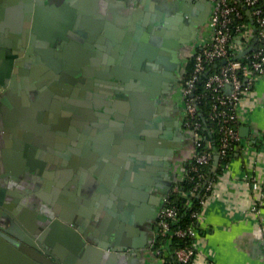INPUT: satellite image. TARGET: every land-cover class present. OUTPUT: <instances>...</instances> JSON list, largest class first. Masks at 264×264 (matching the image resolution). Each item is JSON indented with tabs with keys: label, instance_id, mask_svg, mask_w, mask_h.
I'll return each instance as SVG.
<instances>
[{
	"label": "crops",
	"instance_id": "crops-1",
	"mask_svg": "<svg viewBox=\"0 0 264 264\" xmlns=\"http://www.w3.org/2000/svg\"><path fill=\"white\" fill-rule=\"evenodd\" d=\"M18 1L11 0L13 3L7 6L0 2V26H7V32L12 29L7 23L12 22ZM91 5L97 18L114 20L126 35L133 34L142 23L143 16L136 18L140 11L150 15L149 25L158 29L166 25L167 29L177 31L179 38L169 39L167 46L160 48L157 56L163 62H154L160 72L175 78H169L171 85L154 102L149 122L154 124L159 118L157 124L161 126L145 129L148 135L136 136L137 125L128 128L134 118L114 108L108 118L98 120L100 131L94 127L96 142L89 141V135L81 131L80 140L71 138V132L67 135L68 143L58 140L50 128L60 119L68 122L69 127L77 116L72 110L79 108H65L67 104L71 106L66 99L82 104H88V99L72 98L69 88L55 87L64 95L59 94L58 113H50L51 117L50 75L57 72L51 66L33 67L27 83L20 81L18 74L14 86L4 90L5 101L0 102V194H6L3 201L10 205L7 214L14 215L12 210H18L16 217H30L34 228L45 225L49 217H63L85 230L86 249L80 250L60 242L54 233L55 244L61 245L69 256L68 264H165L152 252L151 245L164 200L184 178L197 154L192 135L184 126L181 82L197 45L209 37L212 5L200 0H93ZM5 35L0 29V52L7 42V50L12 54ZM44 53L33 48L31 56ZM67 92L71 94L65 95ZM126 102L131 114L133 103L129 99ZM239 114L241 149L213 183L200 224L197 253L201 264H264V205L259 212L252 211L257 195L245 180V174L254 171L264 196V77L258 78L242 100ZM114 115L124 119H115ZM80 117L86 123L89 114ZM28 129L44 133L28 138ZM132 140L136 148L152 152L127 151L126 145ZM99 146L102 154L93 150ZM125 191L129 192V199L120 196ZM2 251L0 258L7 259ZM31 260L25 264H44Z\"/></svg>",
	"mask_w": 264,
	"mask_h": 264
},
{
	"label": "water",
	"instance_id": "water-1",
	"mask_svg": "<svg viewBox=\"0 0 264 264\" xmlns=\"http://www.w3.org/2000/svg\"><path fill=\"white\" fill-rule=\"evenodd\" d=\"M179 1L183 0H176V2ZM200 1L209 3L208 0ZM0 2H4V6L13 3L11 0H0ZM91 2L93 0H19L17 2L19 7H15L16 12L11 16L13 20L7 23L12 29L7 32V26H0L13 50L10 54L7 50V42H4V47L1 48L0 61L4 64H0V102L5 101L4 90L14 86L13 82L15 83L18 79V74L22 78L20 81L27 83L32 73L31 68L51 66L57 74L50 75L53 77V84L50 85L53 101L48 109V115L52 117L50 113H58L57 101L61 100L59 94L64 95L55 87L69 88L73 93L67 92L65 95L71 94L72 98L85 96L88 99V104L66 99L71 106L67 104L65 108L72 110L74 106H79L78 109L72 110L78 117L74 116L76 122L70 123L72 128L70 125L68 127V122L64 119H60L59 123L50 128V132L58 135V140L68 143L69 132H71V138L80 140L79 131H81L86 136L89 135L87 137L89 141L96 142L93 138L96 131L94 127L100 131L101 124L98 120L108 118V114L113 113L114 108L134 118V121L130 120L128 128L131 130L132 124L137 125L134 130L136 136L148 135L145 129L161 126L157 124L160 121L159 118L154 124L149 122L152 119V111L155 109L154 102L165 88L171 85L167 82L169 78L175 79L173 75L167 72L162 74L157 69L155 63L163 62V58L157 55L161 47L167 46L169 39L179 38L177 31L167 29L165 24L164 28L160 29L149 25L150 15L140 11L136 18L143 16L142 23L137 25L133 34L126 35L125 30L114 20L97 18V14L91 11ZM244 9L247 15L251 16V10L246 7ZM9 12H7L8 17H10ZM156 25L158 26L159 23ZM254 29L256 32L255 27ZM255 43L256 39L251 48ZM33 48L40 49V52L46 54H39L38 57L31 56ZM4 51L7 54H2ZM249 51L251 49H247L236 58L243 57ZM222 63H226V60ZM162 66L164 69L167 68L166 63ZM217 67L218 65L214 66V68ZM127 99L133 103L131 114L128 113ZM102 104L104 107L101 108ZM81 107H88V110ZM88 114V120L82 123L84 117L80 116ZM114 118L124 119L119 115H114ZM141 119H146L148 122H143ZM28 132L31 134L27 136L28 138L44 133L33 129H28ZM167 136L169 137V134ZM140 144L143 145V143ZM135 145L132 140L129 146L126 145V150L152 152L143 147L138 149ZM50 146L52 147V144ZM93 150L102 154L100 146ZM219 164L220 156L216 152L214 163L209 170L208 181L217 174ZM82 169L85 170L84 165ZM120 196L129 199V192L125 191ZM5 197L6 194L2 192L0 194V249H3L2 252L5 255L7 254V259L0 258V264H25L28 261L31 262V258L44 264H68L69 256L60 247L61 245L55 244L56 240L52 238L55 232L60 242L70 243L76 250L85 248L84 240L87 233L77 224L74 225L63 217H49L45 225L34 228L31 225L33 219L30 217L20 219L16 217L18 210H12L15 216L11 213L7 214V208H10V205L4 203ZM115 250L113 252H116Z\"/></svg>",
	"mask_w": 264,
	"mask_h": 264
},
{
	"label": "built area",
	"instance_id": "built-area-1",
	"mask_svg": "<svg viewBox=\"0 0 264 264\" xmlns=\"http://www.w3.org/2000/svg\"><path fill=\"white\" fill-rule=\"evenodd\" d=\"M212 4L209 20V37L202 40L193 54L194 73L181 87L184 126L194 140L197 154L190 163V171L195 174V186L186 192L174 186L173 191L188 201L196 196L203 183L207 184L209 169L214 163L215 153L220 156L219 168L225 171L228 153L241 149L238 126L240 124L239 109L242 100L252 90L258 78L264 77V48L255 46L251 53L236 58L253 44L256 38L264 41V0H237L242 2L243 10L231 0H208ZM251 10L249 18L256 21L258 28L246 22L245 9ZM245 11V12H244ZM257 39V41L259 40ZM226 60V63H222ZM218 65L217 68H214ZM207 74L206 76H204ZM206 77L202 80V77ZM184 77V76H183ZM203 82L205 92L195 96L198 82ZM211 98L209 119L214 121L219 135V150L213 151L211 145L204 144L205 125L199 119V105L203 100ZM208 169V173H207ZM188 171V170H187ZM189 172L186 173V175ZM185 175V176H186ZM184 176V178H185ZM218 175H216L217 179ZM182 178L179 182L184 180ZM213 179V178H212ZM194 180V178H191ZM245 180L251 184L257 202L252 211L259 212L264 205L261 184L255 172L245 174ZM175 184V185H176ZM213 190V183L208 186L207 193L200 196V210L193 212L191 221L178 227L180 210L167 204L164 200L158 214L157 229L151 245L152 252L166 264L164 256L172 246L174 238L189 240L186 245L172 251V256L179 264H201L198 262L197 242L200 224ZM165 241V244L162 241ZM157 244L163 245L157 249Z\"/></svg>",
	"mask_w": 264,
	"mask_h": 264
},
{
	"label": "trees",
	"instance_id": "trees-1",
	"mask_svg": "<svg viewBox=\"0 0 264 264\" xmlns=\"http://www.w3.org/2000/svg\"><path fill=\"white\" fill-rule=\"evenodd\" d=\"M231 1L236 2L237 0H231ZM236 3L243 10L242 2L238 1ZM261 7L264 9V2H263ZM245 15H246V22H249L255 28L256 27L258 28L256 21L249 18V16L247 15L246 12H245ZM257 39H259V38H256V43L252 48H251V45L249 46L248 49H251V51H249V53L252 52V50L255 46L259 47L260 45H262V47L264 48V41L260 40V39L257 41ZM249 53H247V54H249ZM193 73H194V60H193V58H191V60H189L187 66H186L185 74L183 75L184 77H183L182 82H181V87H183L185 82L192 77ZM205 79H206V77L203 76L202 80H205ZM204 92H205V90H204L203 82L200 81L196 85V89L194 91V94H195V96H199V95H202ZM213 103L214 102L211 100V98H207V99L202 101V103L199 105V108L201 111V116L199 117V119L205 125L204 144L207 145L209 143L211 145V148L213 151H218L219 150V135L217 133V126H216L214 121L209 119V113H210L211 106ZM236 152L237 151L228 153V157L226 160L228 165H229L231 159H233ZM187 172H189V173L185 176L184 180L175 185V187L178 186L180 190L186 191V192L192 190L194 188L195 182H196L195 174L190 171V166H189ZM220 172H221V169L219 168V170L217 171V174H215L213 176V179L211 181L212 183L215 182L216 175L220 174ZM207 173H208V169H207ZM191 178H194V180H191ZM211 182L207 183V184L203 183L199 192L196 194V196L192 197L189 201L187 199L183 198L181 195L175 193L173 191L174 187L172 188V190L168 196L167 204L169 206H176L180 210L181 222H180L178 227H183L185 224L190 222L191 221V215L193 214V212L200 210L199 198L201 195L206 194L208 192L207 188L211 184ZM189 242H190L189 240H181L178 238H174L172 241V246L170 247V249H168L169 252L167 251L166 252L167 254L163 257L164 260L166 261V264H179L174 259V257L172 256V251L179 246H183V245L188 244ZM162 243L165 244V241L163 240ZM160 246H163V245L157 244V249L160 248Z\"/></svg>",
	"mask_w": 264,
	"mask_h": 264
},
{
	"label": "flooded vegetation",
	"instance_id": "flooded-vegetation-1",
	"mask_svg": "<svg viewBox=\"0 0 264 264\" xmlns=\"http://www.w3.org/2000/svg\"><path fill=\"white\" fill-rule=\"evenodd\" d=\"M26 50H28V47H27V49ZM152 73V72H151ZM148 74V73H147ZM163 74V73H162ZM170 83V82H169ZM171 84V83H170ZM119 85H120V83H119ZM162 95H164V92H162L161 94H160V96H162ZM162 208V207H161ZM160 211V210H159ZM159 214V213H158ZM158 217V216H157Z\"/></svg>",
	"mask_w": 264,
	"mask_h": 264
},
{
	"label": "bare ground",
	"instance_id": "bare-ground-1",
	"mask_svg": "<svg viewBox=\"0 0 264 264\" xmlns=\"http://www.w3.org/2000/svg\"><path fill=\"white\" fill-rule=\"evenodd\" d=\"M7 45H8V44H7ZM8 47H9V46H8ZM8 47H7V48H8Z\"/></svg>",
	"mask_w": 264,
	"mask_h": 264
}]
</instances>
